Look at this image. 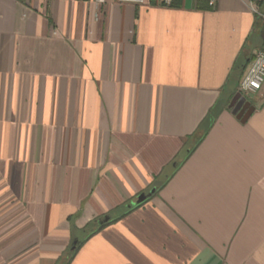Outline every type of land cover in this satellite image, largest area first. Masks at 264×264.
<instances>
[{
    "label": "crops",
    "instance_id": "0c3cea01",
    "mask_svg": "<svg viewBox=\"0 0 264 264\" xmlns=\"http://www.w3.org/2000/svg\"><path fill=\"white\" fill-rule=\"evenodd\" d=\"M263 27L250 0H0V264H264Z\"/></svg>",
    "mask_w": 264,
    "mask_h": 264
},
{
    "label": "built area",
    "instance_id": "2783aa9c",
    "mask_svg": "<svg viewBox=\"0 0 264 264\" xmlns=\"http://www.w3.org/2000/svg\"><path fill=\"white\" fill-rule=\"evenodd\" d=\"M98 2H104V0H97ZM132 2H143L144 0H121ZM163 5H171L174 0H159ZM207 4L208 7H213L217 0H200ZM250 8L252 12L260 14L257 5V0H250ZM264 17V14H261ZM264 82V49L258 50L244 76L239 83V89L243 94L252 95L257 93Z\"/></svg>",
    "mask_w": 264,
    "mask_h": 264
},
{
    "label": "trees",
    "instance_id": "16d2710c",
    "mask_svg": "<svg viewBox=\"0 0 264 264\" xmlns=\"http://www.w3.org/2000/svg\"><path fill=\"white\" fill-rule=\"evenodd\" d=\"M200 3H203L205 5V7H208L207 4L203 1H200L198 0ZM179 4V0H174L173 3L171 5H178ZM257 5H258V8H259V12L260 14H257V17L261 18L262 21H263V24H264V17L261 15V14H264V0H257ZM263 33H264V27H263ZM215 117V111H210L206 117V123H209L214 119ZM140 203L134 205V206H131L130 208L128 209H125L123 211H120L118 213H115L113 217H110L109 220L107 222H110L112 220H115L121 216H123L124 214H126L127 212H129L132 208L136 207L137 205H139ZM106 223H102V224H98L96 221H95V224H92V225H88L85 229H84V236L87 238L89 237L91 234L95 233L97 230H99L101 227H103ZM80 245V242L79 243H76L74 245V248H70V254L68 255V258H67V261L69 258H71L74 253L76 252L78 246Z\"/></svg>",
    "mask_w": 264,
    "mask_h": 264
},
{
    "label": "water",
    "instance_id": "95a60500",
    "mask_svg": "<svg viewBox=\"0 0 264 264\" xmlns=\"http://www.w3.org/2000/svg\"><path fill=\"white\" fill-rule=\"evenodd\" d=\"M234 98L236 99L235 100L236 103L232 108V112L235 113L236 116L238 118H240L242 121H244L249 116L251 111L253 110V106L250 105V103L248 101H246L245 97L240 96V94H238V93ZM153 191H154V189H151L149 191V193H144V192L139 193L137 195L136 199L134 201H132L130 205L134 206V205L142 202L147 197V195ZM107 220H108V216H104V218L102 220H99L98 223L102 224ZM71 248L73 249L74 245Z\"/></svg>",
    "mask_w": 264,
    "mask_h": 264
},
{
    "label": "rangeland",
    "instance_id": "374dc122",
    "mask_svg": "<svg viewBox=\"0 0 264 264\" xmlns=\"http://www.w3.org/2000/svg\"><path fill=\"white\" fill-rule=\"evenodd\" d=\"M111 215H113V213H111ZM84 232H81L79 235H78V237H77V240H81L83 237H84ZM76 243H71V244H69L68 246H67V248H66V251L64 252V258H65V260L68 258V255L70 254V248L73 246V245H75Z\"/></svg>",
    "mask_w": 264,
    "mask_h": 264
}]
</instances>
